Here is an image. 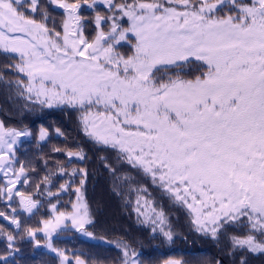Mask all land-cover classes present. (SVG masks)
Listing matches in <instances>:
<instances>
[{
    "label": "snow or ice",
    "instance_id": "6c2138e0",
    "mask_svg": "<svg viewBox=\"0 0 264 264\" xmlns=\"http://www.w3.org/2000/svg\"><path fill=\"white\" fill-rule=\"evenodd\" d=\"M0 53L15 61L0 67V81L32 105L77 112L94 145L186 209L192 231L225 239L230 264L264 255V0H0ZM11 74L14 82L5 80ZM28 135L0 121V219L14 228L0 227L7 240L0 264H10L23 232L37 246L43 233L60 264H87L55 247L69 225L96 239L86 227L93 224L86 168L45 160L34 191L46 197L48 218L35 228L19 219L18 209L32 216L43 207L24 190L32 177L17 159V140ZM47 136L41 128L39 140ZM76 147L53 152L68 165L85 161ZM100 160L115 177L108 158ZM65 194L75 200L62 203ZM148 203L138 200L135 211L174 242L164 213L142 210ZM105 242L112 243L96 239ZM115 247L119 264H144L129 243L118 239Z\"/></svg>",
    "mask_w": 264,
    "mask_h": 264
},
{
    "label": "trees",
    "instance_id": "16d2710c",
    "mask_svg": "<svg viewBox=\"0 0 264 264\" xmlns=\"http://www.w3.org/2000/svg\"><path fill=\"white\" fill-rule=\"evenodd\" d=\"M11 63L15 61L0 53V67ZM5 80L14 82L15 74L6 76ZM78 117L79 114L72 109H48L32 105L15 88H9L5 82L0 81V121L7 127L31 133L19 137L16 149L17 159L29 168L28 174L32 177L24 190L31 191L33 198L39 199L43 204L28 219L34 223L33 228L42 226L41 221L48 218L50 211L46 197L35 192L34 185L48 171L44 167V161L54 165L59 160L65 163L69 171L72 168H86L88 177L82 191L93 221L87 229L96 239L106 238L112 242L96 243L93 238H78L75 244H71L72 240L56 242V245H63L62 250L69 259L80 255L87 264H92L93 260L103 261V264H119V249L115 247V241L119 239L129 243L140 253L144 264H164L168 259L179 260L184 264H213L214 260L222 259L224 264H230L225 239L217 242L192 231L186 209L174 202L164 189L153 184L150 176L137 172L126 163L118 162L114 153L105 152L100 146L94 145L83 134ZM41 128L48 131L44 142L39 140ZM57 128L63 135H57ZM76 146L83 150L87 157L85 161L74 160L68 165L63 152H53L54 147L71 148L75 151ZM101 156L107 157L118 170L115 177L101 163ZM32 168L35 171H31ZM76 184H79V180ZM141 193L150 198L153 205L167 217V227L170 226L174 231V242L165 241L159 231L153 234V225L137 214L135 209ZM69 199L74 201L75 195L65 194L62 203L67 204ZM250 264H264V255L251 254Z\"/></svg>",
    "mask_w": 264,
    "mask_h": 264
},
{
    "label": "flooded vegetation",
    "instance_id": "af4514ba",
    "mask_svg": "<svg viewBox=\"0 0 264 264\" xmlns=\"http://www.w3.org/2000/svg\"><path fill=\"white\" fill-rule=\"evenodd\" d=\"M56 19L59 20V16H56ZM18 199V198H17ZM0 210H4V205L0 204ZM20 211L19 219L25 225V227H34V223L28 221V219L32 216H29L28 213ZM37 213V210H34ZM0 227H4L8 230L14 231V228H9L8 224L4 221H0ZM72 227H68L66 229H62L60 234L55 237V247L62 250V244L56 245V242L60 240H72L71 244H75L78 238L83 239L88 236L84 234H79L77 232L72 233ZM63 232H71L63 233ZM37 238L39 239V246H37L36 241H34L31 237L27 235L26 232H23L22 235L17 236L15 240L16 248L18 251L14 252L9 256L10 264H60V258L56 256L55 253L51 252L47 249L46 244L47 241L43 237V233L38 232ZM92 238L93 237H89ZM7 248V240L6 238L0 237V254H4Z\"/></svg>",
    "mask_w": 264,
    "mask_h": 264
},
{
    "label": "rangeland",
    "instance_id": "374dc122",
    "mask_svg": "<svg viewBox=\"0 0 264 264\" xmlns=\"http://www.w3.org/2000/svg\"><path fill=\"white\" fill-rule=\"evenodd\" d=\"M30 103V102H29ZM31 104V103H30ZM58 135V134H57ZM19 139V138H18ZM46 140V139H45ZM44 140V141H45ZM44 141H42V142H44ZM18 140H17V145H16V148H17V146H18ZM170 195V194H169ZM138 200L140 201V204L141 205H144L145 204V201L147 200L149 203H148V205H147V207L145 208V209H142L143 211H145L146 212V214L147 215H149V216H151L153 213H152V209L153 208H155V210H156V212H161V211H159L154 205H153V202H152V200L150 199V198H148L145 194H143V193H141L140 194V196H139V198H138ZM137 200V201H138ZM84 202H85V200H84ZM86 203V202H85ZM177 204H179L178 202H177ZM136 206H137V204H136ZM138 214V213H137ZM141 217H143L144 219H145V217L143 216V215H140ZM166 217V216H165ZM166 220H167V217H166ZM150 223V222H149ZM69 227H71L70 225H69ZM87 227V226H86ZM165 227L167 228V223L165 224ZM73 231H75V232H77V233H79V234H83L82 232H78V231H76L75 229H73ZM158 231V230H157ZM86 239H88V240H91V238H89V237H86ZM63 251V250H62Z\"/></svg>",
    "mask_w": 264,
    "mask_h": 264
},
{
    "label": "water",
    "instance_id": "95a60500",
    "mask_svg": "<svg viewBox=\"0 0 264 264\" xmlns=\"http://www.w3.org/2000/svg\"><path fill=\"white\" fill-rule=\"evenodd\" d=\"M0 221H1V222H3V220H2V219H0ZM4 222L8 224V222H7V221H4Z\"/></svg>",
    "mask_w": 264,
    "mask_h": 264
}]
</instances>
